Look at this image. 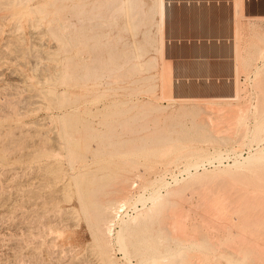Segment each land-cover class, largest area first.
Segmentation results:
<instances>
[{
	"label": "rangeland",
	"instance_id": "rangeland-1",
	"mask_svg": "<svg viewBox=\"0 0 264 264\" xmlns=\"http://www.w3.org/2000/svg\"><path fill=\"white\" fill-rule=\"evenodd\" d=\"M6 1L0 9V264H104L92 245L94 239L86 217L90 205L83 207L80 200L85 193L106 190L119 174H130L132 178L134 174L139 175L138 186L153 181L144 196L159 194L162 206L166 199L167 205L169 198L174 200L171 204L177 202L175 208L171 205L169 209L178 207L179 217L183 212L187 214L182 220L186 217L184 224L189 230L191 224L196 228L201 222L206 223L200 207H205L203 201L208 196L217 198L232 190L238 194L234 195L236 199L239 188L257 193L255 185L259 181L254 170L258 167L253 166L260 164L253 162L247 166L244 158L264 150L263 18L252 20L240 11L235 14L233 36L229 33L221 38L215 31L226 27L202 24L214 22L216 14L222 21L226 20L227 12L171 11L170 0L165 5L163 21L158 0H23L17 2V11L14 10L16 2L12 3L15 0H9L11 6ZM150 57L153 58L150 60ZM52 68L55 72L58 68V73H53ZM164 72L165 79L170 76L171 92L168 81L164 84L161 79ZM149 87L153 92L145 91ZM46 90L47 93L54 91L58 101L55 105L50 106ZM149 98L166 106L162 115L165 118L161 119L166 121L164 126L162 121L159 124L163 130L167 129L164 131L167 145L142 148V140L138 139L144 133L138 123L139 108ZM134 102L137 104L131 107ZM241 107L245 110L236 114L233 130L232 117L227 114ZM197 111L205 113L201 114L203 118ZM131 114L133 121L139 118L133 122L134 126L129 123ZM198 115L205 122L208 119V126H203L205 123ZM216 115L231 121V126L221 121L222 118H215ZM120 120L121 125L128 123L132 129L139 130L135 134L132 129L131 132L122 129L123 125H117ZM115 128L117 134H112ZM92 129L103 133V140L91 138ZM226 129L233 131L228 133ZM74 134L81 139L78 146H74ZM46 137L53 139L47 144ZM121 140L135 141L139 146L125 148ZM99 142L106 145L96 149L95 144ZM52 143L54 146L46 155L31 158L32 150L44 145L49 148ZM78 155L82 158H77ZM246 181L247 188L240 187ZM171 188L184 191L173 198ZM131 191L132 194L143 192L139 187ZM230 195L225 196L231 198ZM150 202L144 206L148 208ZM133 203L142 208L141 202L133 199L122 216L136 214ZM162 213L160 209L154 215L160 218ZM144 222L135 235L136 241L159 248L151 240L158 235V222ZM202 225V232H209L207 235H211L216 245L215 252L199 261L198 247L191 241L198 237L197 231L191 230L196 235L193 237L185 227L193 236L187 235L188 243L185 241L180 246L171 239V253L178 256L182 251H189L192 259L188 264H241L238 260L220 258L216 253L233 248L228 244L229 248L226 247L222 238L213 240L219 235L224 238L227 229L223 228L217 235L215 227L209 230L213 225L205 224L207 231ZM173 228L178 234L179 229ZM112 238L115 240L114 234L109 241L104 238L108 256L115 264H129ZM235 245L239 246L237 242ZM263 245L260 248L264 249ZM194 256L198 259L194 260ZM131 259V264H140L138 258Z\"/></svg>",
	"mask_w": 264,
	"mask_h": 264
},
{
	"label": "bare ground",
	"instance_id": "bare-ground-1",
	"mask_svg": "<svg viewBox=\"0 0 264 264\" xmlns=\"http://www.w3.org/2000/svg\"><path fill=\"white\" fill-rule=\"evenodd\" d=\"M1 1V0H0ZM9 2V0H7ZM6 1V2H7ZM12 0H10L11 2ZM125 1V0H124ZM130 1V0H129ZM165 1L166 0H158V7H159V10H160V14H161V20L163 21V14L164 13V10L166 9L165 7ZM5 2L4 1H1L0 3V9H2V4L5 5ZM10 2L8 3L9 6L10 5ZM16 2V6L13 5L12 8H15L16 7H19V4L18 3H21L23 2V0H15V1H12V3ZM18 2V3H17ZM167 2V1H166ZM15 4V3H14ZM18 4V6H17ZM21 5V4H20ZM22 6H24V4H22ZM6 7V6H5ZM155 7V6H154ZM14 10L17 11V8ZM21 8V6H20ZM121 8V7H120ZM153 8V6L151 7ZM6 9V8H5ZM4 9V10H5ZM7 9H11L10 7L7 8ZM6 9V10H7ZM23 9V8H22ZM155 9V8H154ZM13 10V12H14ZM120 10V9H119ZM26 11H27V8H26ZM6 12V11H5ZM9 13V12H8ZM10 14V13H9ZM2 15V14H1ZM6 15V14H5ZM7 16V15H6ZM135 16V15H134ZM165 17V16H164ZM20 18V17H18ZM35 21H36V18H33ZM32 19V20H33ZM30 20V22L32 21ZM34 20L32 22H34ZM17 22V21H16ZM37 22V21H36ZM36 22H34L33 24H35ZM159 22L162 26V23L160 21V15H159ZM131 24V23H130ZM135 25V24H134ZM133 25V26H134ZM137 25V24H136ZM135 25V26H136ZM132 26V27H133ZM134 26V27H135ZM160 26V25H159ZM160 26V27H161ZM159 27V28H160ZM16 29V27H15ZM160 31H162V27L161 29H159ZM163 33V31H162ZM160 34V33H159ZM160 36H163V35H160ZM160 38V37H159ZM30 40V39H29ZM160 46H162V37L160 38ZM18 41V40H17ZM10 43V42H9ZM17 44V43H16ZM163 48V46L161 47ZM159 48V49H161ZM33 49V48H32ZM162 51V49H161ZM22 52V51H21ZM45 52V51H44ZM162 53V52H161ZM28 54V53H27ZM160 56V55H159ZM151 58L153 57H150V60ZM11 60V59H10ZM149 61V60H147ZM146 61V62H147ZM153 61V60H152ZM155 61V59H154ZM34 62V61H33ZM163 63V62H162ZM23 64V63H22ZM25 65V64H24ZM36 65V64H35ZM164 64H162V67H163ZM237 65V64H236ZM30 66V65H29ZM152 67L154 65H151ZM57 67V65H56ZM54 67V68H56ZM142 66L139 65L138 68L141 69ZM166 67V66H165ZM34 68V67H33ZM54 68H52V72L55 70ZM168 68H169V65H168ZM167 68V69H168ZM54 69V70H53ZM58 69V68H57ZM56 69V72L54 71L53 73H58V70ZM11 70V69H10ZM34 70V69H33ZM42 71V70H41ZM122 71V70H121ZM169 73V69L168 71H166ZM60 73V72H59ZM112 73V72H111ZM258 73V72H257ZM256 73V74H257ZM260 73V72H259ZM9 74V73H8ZM89 74V73H88ZM120 74V72L118 73ZM167 74V73H166ZM165 72L164 74L161 73V75H163V78H161L163 80V83L165 84L166 81H168L169 83V91L171 92V82H170V76L168 74V79H165V76L166 75ZM261 74V73H260ZM101 75V74H100ZM56 76V75H55ZM119 76V75H117ZM121 76V75H120ZM259 76V75H258ZM123 79V76H121ZM162 77V76H161ZM167 77V76H166ZM39 78V77H38ZM115 76L112 77V79L114 80ZM52 79V78H51ZM53 80V79H52ZM120 80V79H119ZM118 80V81H119ZM162 82V81H161ZM151 86V85H150ZM154 86V85H153ZM235 96H237V90H238V86H237V81H236V84H235ZM23 87V86H22ZM41 90V89H40ZM240 90V89H239ZM146 92H153L152 90V87H149V88H146L145 89ZM42 92V91H41ZM169 92V93H170ZM44 93V92H42ZM46 93H47V90H46ZM168 93V92H167ZM29 96V95H28ZM164 96V95H163ZM45 97V96H44ZM47 97H48V100H49V103H50V106L51 105H55L56 102H58L56 100V96L54 95V91L50 90L48 93H47ZM152 97V95H151ZM155 97V100L157 99L156 97L157 96H154ZM160 97V96H159ZM165 97V96H164ZM166 98V97H165ZM47 99V98H46ZM58 99V97H57ZM229 99H231V97H229ZM35 100V99H34ZM172 100V99H171ZM74 101V100H73ZM207 103V102H206ZM205 103V104H206ZM21 104V103H20ZM19 104V105H20ZM137 104V102H134V104L132 103L130 106L133 107ZM182 104V103H181ZM204 104V105H205ZM139 105V104H138ZM137 105V106H138ZM216 106V104H213ZM192 106H195V105H192ZM210 106V105H208ZM207 106V107H208ZM56 107V106H55ZM180 107V106H179ZM53 108V107H51ZM99 108V107H98ZM139 108V107H138ZM164 108L165 107H162V105L158 104L157 102H155L153 99H150L149 100H146L144 101L143 100V103L142 105L140 106V121L138 122L139 125H140V129L144 132L142 133L141 131V135L140 133H138L139 131H137L138 135L141 136V138H138V139H141L142 141V144H141V147L142 148H153L154 146L156 145H165L166 144V139H165V135H164V131H167L166 130H163L164 127H161L160 126V121H162L161 119L165 118L163 117L162 118V115L164 114L163 111H164ZM181 108V107H180ZM202 108H205L206 107H203ZM244 107H241V109H237V110H230L229 111V115L230 116V119L232 117V123L231 121H228L226 122L225 118L224 117H220L222 116V114H225L224 112L223 113H220V116H215V118H222L221 121H224V123H228L227 125H230L229 123H231V125H233L234 123H237L235 121V117H238V115L236 116V114H239V112L243 113L242 111L245 110V108L243 109ZM70 109V108H69ZM182 109V108H181ZM188 109V108H187ZM190 109V108H189ZM203 110L205 113L208 112L206 110ZM217 109V108H216ZM220 108H218L219 110ZM223 109V108H222ZM247 109V108H246ZM126 110V109H125ZM138 110V109H137ZM136 110V111H137ZM136 111L133 113L135 114ZM189 111V110H188ZM224 111V110H223ZM263 111V110H262ZM114 111H112L113 113ZM117 112V111H115ZM120 112V111H119ZM122 112V111H121ZM199 112V114L201 115L202 113L200 111H197ZM196 112V114H197ZM203 112V114H205ZM215 112V111H214ZM225 112H227L225 110ZM110 113V112H109ZM124 113V112H123ZM188 113V112H187ZM118 114V113H117ZM133 114H131V117L132 119H130L129 121L132 120V122H129L131 123V125L134 126V123L137 119V115H136V120L134 118V121H133ZM190 114V112H189ZM202 114V115H203ZM211 114V113H210ZM116 115V114H114ZM192 115V113H191ZM201 115V116H202ZM215 115V114H214ZM226 115V116H227ZM108 116V115H107ZM168 116V115H167ZM193 116V115H192ZM197 116V115H196ZM199 116V115H198ZM226 117V119L228 120V117ZM50 117V116H49ZM128 117L126 120H128ZM205 117V116H204ZM58 118V117H57ZM116 118V117H115ZM166 118H169V117H166ZM198 118H200L199 120L200 121H204L203 119L201 120V117L199 116ZM203 118V116H202ZM214 118V120H215ZM125 119V118H124ZM206 120V118H204ZM213 119V118H211ZM210 119V120H211ZM217 121L216 122H219L221 123V121ZM224 119V120H223ZM229 119V120H230ZM239 119H241V116L239 117ZM50 120V119H48ZM111 120V119H110ZM114 120V119H113ZM123 120V119H122ZM122 120H120L119 124L117 125H121V122ZM198 120V119H197ZM208 120V119H207ZM206 120V122H207ZM237 120V119H236ZM264 120V117L262 118V121ZM125 121V120H123ZM165 119H164V122L162 121L161 125L164 126V123H165ZM212 121V120H211ZM210 121V122H211ZM214 121V122H215ZM240 121V120H238ZM38 122V121H37ZM111 122V121H110ZM127 121H125L124 123H126ZM137 122V121H136ZM172 122V120H171ZM199 122V121H198ZM206 122L204 121V125L202 123H200L201 125L203 126H208V124H206ZM208 122V123H210ZM242 122V120H241ZM137 123V124H138ZM223 123V122H222ZM221 123V124H222ZM111 124V123H110ZM114 124V123H113ZM116 124V122H115ZM136 124V123H135ZM212 124V123H211ZM215 124V123H214ZM220 124V125H221ZM74 125V124H73ZM109 124H107L108 126ZM112 125V124H111ZM123 125V126H122ZM122 129L123 127L125 128L124 130L126 131H130L131 132V129L133 128V126H129L128 123L127 125H124L122 124ZM210 125V124H209ZM217 125V123H216ZM226 125V124H225ZM230 125V126H231ZM237 125V124H236ZM76 126V125H75ZM84 126V125H83ZM110 126V125H109ZM129 126V127H128ZM135 126H138V125H135ZM211 126V125H210ZM230 126L227 127V126H224V128H229L230 129ZM240 126V125H239ZM74 127V126H72ZM111 127V126H110ZM114 127V126H113ZM112 127V128H113ZM120 127V126H118ZM117 127V128H118ZM165 127L167 128V125L165 124ZM213 127V126H212ZM220 127V126H219ZM234 127L235 125H233V130H234ZM104 128V127H103ZM109 128V127H108ZM112 128H109V129H112ZM210 128V127H209ZM223 127L221 128L224 129ZM236 128V127H235ZM81 129V128H80ZM121 129V127H120ZM136 130L138 129L137 127L135 128ZM214 129V127H213ZM49 130V129H48ZM116 128L115 130H111L112 134L116 133ZM134 132L136 130L132 129ZM139 130V129H138ZM217 130V129H216ZM233 130H227L226 131L229 133L230 131H233ZM92 133H91V138L92 137H96V138H99V139H102L103 140V137H104V134L101 133V132H97L95 131L94 129H92ZM218 131V130H217ZM45 132V131H44ZM43 132V133H44ZM121 130L119 131L118 130V133L120 134ZM123 132V131H122ZM133 132V134H134ZM213 132V131H212ZM88 133V132H87ZM167 133V132H166ZM106 134V133H105ZM109 134V133H108ZM117 134V133H116ZM125 134V133H124ZM136 134V132H135ZM144 134V135H143ZM232 134V133H230ZM45 135V134H43ZM48 135V134H47ZM75 135V134H74ZM132 135V134H130ZM128 134V136H130ZM229 135V134H228ZM113 136V135H112ZM126 135L122 136L125 138ZM127 136V137H128ZM133 136V135H132ZM131 136V137H132ZM231 136V135H230ZM119 137V136H118ZM121 137V138H122ZM129 137V138H131ZM139 137V136H138ZM52 138V137H51ZM51 138L50 137H46L45 139V142L48 144L51 142ZM74 146H78L81 142H80V138L78 136H74ZM110 138V136H109ZM108 138V139H109ZM116 138H117V135H116ZM135 138V136L132 137V139ZM137 138V137H136ZM53 139V138H52ZM111 139V138H110ZM120 139V138H119ZM137 139V140H138ZM105 140V139H104ZM112 140V139H111ZM123 140V139H122ZM121 140V142H122ZM259 140V139H258ZM257 140V141H258ZM99 141V140H98ZM116 141V140H115ZM125 141V139H124ZM132 142V141H131ZM137 142V141H136ZM139 142V141H138ZM58 143V142H57ZM96 143V142H95ZM122 143H125V142H122ZM135 143V141H134ZM134 143H130L129 141H126L125 144H122L124 145L123 147H127V148H137L139 145H136ZM23 144V143H22ZM62 144V143H61ZM59 143V145H61ZM111 144H115V142H112ZM117 146L119 144V146L121 145V143H116ZM100 145H106L104 142H99L98 144H95V147L96 149L98 147H100ZM121 145V146H122ZM167 145V144H166ZM54 146L53 143L50 144V147L48 148L47 145H44L42 146L41 148H38V149H34L31 151V158L32 159H36V158H41L42 156L46 155L48 153V151H50L51 147ZM91 146V145H90ZM112 146V145H111ZM71 147V146H70ZM80 147V146H79ZM102 147V146H101ZM125 147V148H126ZM140 147V148H141ZM62 148V147H61ZM126 150V149H124ZM123 150V151H124ZM55 151V150H54ZM155 150L153 149V152ZM129 152V151H128ZM152 152V151H151ZM164 152V151H163ZM125 153V152H124ZM74 157V156H73ZM77 158H82L81 155H78L76 156ZM45 159V158H44ZM74 160V159H73ZM78 160V159H76ZM80 161V160H79ZM134 161V160H133ZM244 161H247V166L252 164L253 162H256V164H260L259 166L256 165V166H253V168L255 169L256 167H258L255 171V175L258 179V181L261 183H257L258 185H255V188H257V193L254 192V191H249L247 190V186H245V184H248L247 181L249 182V180L246 181V183H242V186L240 187H244L246 190H240L241 188H236L238 189L240 195L234 199V195L237 196L238 194H233L232 193V190L231 192L229 191V193L233 194V197L232 195H230L229 193L226 192V188L224 189V191L226 192L225 195H230V197L232 198H229V196H225L223 194H220L219 196H217V198H212L210 196H208L206 199H204L203 201V205L205 206L203 208L200 207V210H203V213H205L204 215L206 216L205 219H202L204 222L206 223H202L203 224V228L205 227V224L210 223V226L213 225V227H211V229L209 228L210 231L214 230V227H215V230H217L216 234L218 235V231H222L223 228L227 229V231H225V235H224V238L222 237L223 235H221V237L219 236H216V240H215V237H213L214 241H217L218 240H221V238L223 239L224 243L227 245H229V247L231 248V246L233 248H231L230 250L231 251H222L220 250V253L216 252L217 255L219 254V257L220 258H226L230 261H233V260H238V261H241L240 263L241 264H264V249L263 248H260L261 245L264 244V150H261L260 151H255V153L253 154H249L246 158H244ZM131 162V161H130ZM235 164V163H234ZM137 167V166H136ZM188 167V166H187ZM136 170V169H135ZM59 173V172H58ZM44 174V173H43ZM232 174V173H230ZM62 175V174H61ZM70 175V174H69ZM77 175V174H76ZM233 175V174H232ZM42 176V175H41ZM134 178H132V175L130 174H119L115 177V181L110 183L108 185V188L106 190H102L100 192H96L94 194H90V192L88 193H85L83 194V198L80 200V205L81 206H85L86 204L90 205L88 208H87V211H86V217H87V220H88V224H89V228H90V231H91V235L94 239V244H92L94 247H95V250L97 251L98 255L100 256V258L103 260L104 264H115V262L111 259V257L108 256V253L106 251V247H107V244H105V239L107 241H109V237L114 234V237H115V240L113 239V242L115 241V244L117 245L118 249L122 255H123V258L127 261V263L131 264V261H132V257L134 258H138V263L140 264H188L190 262V260L192 259V255L189 253V251H182L178 254V256H174L175 254L171 253V250H170V242H171V239H173L179 246L180 245H183L185 243V241L188 243V239H187V235L190 236L191 233L194 234V232L197 233L198 237L197 238H191L193 235L190 236L191 238V241H192V244H195L196 247H198V250H196L199 254H197L198 258L200 257L199 261L200 260H206L207 256L211 253V252H215V243L212 241V239L209 237V235H207L206 233L202 232V227L200 226L201 224H199L198 227H194L191 223V226L190 224H188L192 229L193 231L191 232L192 229H187L188 227L185 226V220H186V217H185V220H182L183 216H186L187 214L185 213L184 215V212H183V216H180V210H177L178 207L174 210L172 209H169L172 208L171 205L174 206H177V202H174L171 204V202H173L174 200H171V198H169V202H167V205H166V201H163L165 202V206H162L161 203H162V197L158 194V196H152V197H145L144 196V193H145V190L149 187V185H151L153 183V181L151 182H146V183H140L139 186H138V182H140V179L141 177L139 175H133ZM235 176V175H234ZM80 177V176H79ZM83 177V176H82ZM239 177V176H237ZM242 177V175H241ZM247 177V176H246ZM77 178V177H75ZM244 178V177H243ZM92 179V178H91ZM113 179V178H112ZM143 179V178H142ZM247 179V178H246ZM245 179V180H246ZM256 179V178H255ZM256 179V180H257ZM74 180V179H73ZM82 180V178H80V181ZM84 180V179H83ZM82 180V181H83ZM240 180V179H239ZM255 180V181H256ZM79 181V179H78ZM79 181V182H80ZM86 181V180H85ZM230 182H231V179H230ZM233 182V181H232ZM231 182V183H232ZM251 182V180H250ZM257 182V181H256ZM255 182V183H256ZM76 183L77 182V179H76ZM230 183H228L229 185ZM249 184H252V183H249ZM227 185V186H228ZM233 185H235L233 183ZM244 185V186H243ZM143 191L142 193H138V194H132L133 191H131L133 188H138V187ZM151 187V186H150ZM156 187V186H154ZM231 187V186H230ZM238 187V186H237ZM249 187V186H248ZM251 187V186H250ZM184 188V187H182ZM254 188V187H251V189ZM149 189V188H148ZM151 189V188H150ZM161 189V187L159 188V190ZM172 189V188H171ZM175 189V188H174ZM228 189V188H227ZM219 190V188H218ZM259 190H261L262 193L259 192ZM172 191H174L172 189ZM172 191H168V192H171V194L174 193L173 198L176 195H181V191H184V190H180V188H176V190L172 193ZM242 191V192H241ZM259 192V193H258ZM136 193V192H134ZM223 193V192H222ZM203 194V193H202ZM164 195V194H163ZM166 195V194H165ZM169 196H170V193H169ZM170 196V197H172ZM206 196V195H205ZM165 198L168 197V194L167 196H164ZM163 197V199H164ZM177 198V197H176ZM180 198V197H179ZM133 199H136V201H139L141 202V205H142V208L138 209L137 208V205H135L133 203V207L136 209V214L133 215V216H129L128 218H125L124 216H122V212L124 211V209H126L128 207L129 204L132 203V200ZM184 199V198H183ZM234 199V200H233ZM148 200H151V202L149 204H151L148 208H146L144 205L145 203L148 201ZM180 200V199H179ZM161 201V202H160ZM177 201V200H176ZM202 202V199L200 200ZM199 202V203H201ZM137 203V202H136ZM164 204V203H163ZM181 204V203H180ZM199 205V204H198ZM148 206V204H147ZM184 206V205H183ZM132 207V206H131ZM185 207V206H184ZM199 207V206H198ZM145 208V210H144ZM186 208V207H185ZM134 209V210H135ZM160 209H163V215L159 218V217H156L154 214L158 213V211ZM183 209V208H182ZM205 209V210H204ZM162 211V210H161ZM184 211V209H183ZM199 211V210H197ZM186 212V211H185ZM202 213V212H201ZM201 213L199 214V216L201 215ZM124 214V213H123ZM125 215V214H124ZM203 215V214H202ZM201 217V216H200ZM234 218V220L236 222H234L232 219ZM190 219V218H189ZM151 221V222H155L157 221L158 222V235L157 236H152L151 237V240L155 245H158L159 248L157 247H152L151 245H148V244H142V243H139L138 241H136L135 239V235L137 234V232L139 231V227H141L142 225H145V222L144 221ZM173 221V230L175 228H178V234L176 233L177 229L175 231H172L171 228V222ZM184 221V222H183ZM200 223V222H198ZM187 224V223H186ZM194 224V222H193ZM197 224V223H195ZM115 225H117L118 229H115ZM207 225V227H208ZM209 226V227H210ZM188 231H190L191 233H187L186 232V229ZM206 227V229H207ZM217 227V229H216ZM195 228V229H194ZM213 228V229H212ZM222 228V229H221ZM205 229V228H204ZM205 229V230H206ZM218 229H221V230H218ZM224 229V230H225ZM203 230V231H205ZM223 230V231H224ZM207 231V230H206ZM222 231V232H223ZM172 232L176 233V234H173ZM214 232V231H213ZM213 232L211 233L212 235ZM221 232V233H222ZM143 233V232H142ZM223 234V233H222ZM195 235V234H194ZM145 236V235H144ZM151 235L149 234L148 237H150ZM193 237H196L193 236ZM220 239H219V238ZM142 238V237H141ZM145 238V237H144ZM189 238V240H190ZM140 239V238H139ZM222 241V243H223ZM219 242V241H218ZM217 242V243H218ZM221 242V241H220ZM237 242V245L239 246H236L235 243ZM110 243V242H109ZM111 243H112V240H111ZM235 246H234V245ZM215 245V246H214ZM225 245V246H226ZM228 245L226 247H228ZM224 244H223V247H225ZM264 246V245H263ZM111 247V246H110ZM116 247V248H117ZM228 247V248H229ZM232 249H234V251H232ZM217 250H218V247H217ZM216 250V251H217ZM196 252V253H197ZM212 254V253H211ZM210 254V255H211ZM216 255V254H215ZM213 255V256H215ZM209 257V256H208ZM198 258H195L194 256V260L195 259H198ZM219 260V258H218ZM196 264V262H195Z\"/></svg>",
	"mask_w": 264,
	"mask_h": 264
},
{
	"label": "crops",
	"instance_id": "crops-1",
	"mask_svg": "<svg viewBox=\"0 0 264 264\" xmlns=\"http://www.w3.org/2000/svg\"><path fill=\"white\" fill-rule=\"evenodd\" d=\"M167 1V0H166ZM171 11H216L227 12L226 20H221L220 16L216 14L215 21L204 23L202 25H209L219 27H226V30L216 29L215 34L218 37H225L227 34H234V27L236 17L235 14L242 11L245 17L255 20L264 19V0H170ZM169 5L168 1L166 6ZM263 18V19H262Z\"/></svg>",
	"mask_w": 264,
	"mask_h": 264
}]
</instances>
